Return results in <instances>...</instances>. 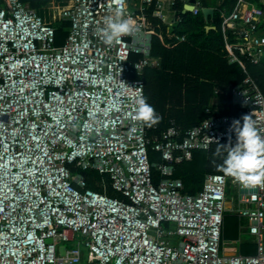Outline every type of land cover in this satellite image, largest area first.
<instances>
[{
    "label": "built area",
    "instance_id": "1",
    "mask_svg": "<svg viewBox=\"0 0 264 264\" xmlns=\"http://www.w3.org/2000/svg\"><path fill=\"white\" fill-rule=\"evenodd\" d=\"M263 1L235 0L220 13L229 58L245 72L232 88L237 112L183 134L167 128L150 146L160 155L154 184L147 126L131 114L135 98H145V69L158 65L149 18L171 30L182 21L177 0H63L59 19L69 24L59 46L51 22L20 0H0V264H264V186L253 192L207 174L189 195L173 177L194 152L232 137L233 122L246 115L264 136V95L241 58L264 57ZM202 8L195 0L191 14ZM108 18L130 19L139 31L107 46ZM78 169L107 175L122 197L90 189ZM233 195L254 254L222 251Z\"/></svg>",
    "mask_w": 264,
    "mask_h": 264
},
{
    "label": "trees",
    "instance_id": "2",
    "mask_svg": "<svg viewBox=\"0 0 264 264\" xmlns=\"http://www.w3.org/2000/svg\"><path fill=\"white\" fill-rule=\"evenodd\" d=\"M44 17L42 10L52 0H20ZM62 3L63 0H54ZM202 7L213 8L211 18H205L202 13L193 15L182 13L184 0H177L176 7L182 16V21L168 30L166 24L154 17L149 21L154 26L155 34L151 35L150 54L159 59L157 66L145 69L143 81L145 99L155 109L160 117L158 123L147 126L151 174L154 184L160 180L156 168L160 155L150 149L155 139L170 126L178 128L183 134L189 128L212 116L235 114L237 106L233 104L232 88L240 84L245 76L238 62L229 58L225 40L221 31L220 11H229L235 0H224L220 7L216 0H199ZM264 9V1L256 3ZM46 20V19H45ZM55 28V43L61 45L67 35L68 21L56 19L50 21ZM212 26L214 29H206ZM176 36H185V40L177 42ZM228 33V41H235L238 36L232 31ZM161 37V38H160ZM239 55L238 52H236ZM245 70L255 80L264 95V57L255 64L241 56ZM229 139L213 144L208 150L194 152L190 160L175 166L174 178L181 179L184 194L195 195L203 185L207 174H224L223 158L227 155L224 144ZM235 144V134L231 137ZM72 170H76L70 165ZM87 181V187L94 191L105 192L113 198H121L115 191L107 175H100L95 170H80ZM226 176V175H225ZM228 177V176H226ZM231 178V177H228ZM223 236L228 229V216L224 217Z\"/></svg>",
    "mask_w": 264,
    "mask_h": 264
},
{
    "label": "clouds",
    "instance_id": "3",
    "mask_svg": "<svg viewBox=\"0 0 264 264\" xmlns=\"http://www.w3.org/2000/svg\"><path fill=\"white\" fill-rule=\"evenodd\" d=\"M139 31L130 19L108 18L102 29L103 42L113 45L123 36H132ZM135 111L131 120L151 126L159 122L160 117L143 96L136 97ZM235 144H224L227 155L223 158L222 171L239 183L242 188L264 186V136H261L249 116L243 117V123L233 122Z\"/></svg>",
    "mask_w": 264,
    "mask_h": 264
},
{
    "label": "crops",
    "instance_id": "4",
    "mask_svg": "<svg viewBox=\"0 0 264 264\" xmlns=\"http://www.w3.org/2000/svg\"><path fill=\"white\" fill-rule=\"evenodd\" d=\"M184 1L188 2V0H184ZM223 1L224 0H216V6L220 7ZM222 10H225V9H222ZM213 14L208 17L211 18ZM158 64H159V59H158ZM238 206L239 205L235 199V195H233V197L231 196L228 198L227 203H226V210H227V216H228V229H227L226 235L223 236V233H222V237L224 240L222 244V251L225 254H237V253L254 254L256 251L255 242L252 236L248 234V226H247L246 220L240 219L237 213L235 212ZM223 230H224V226H223Z\"/></svg>",
    "mask_w": 264,
    "mask_h": 264
},
{
    "label": "rangeland",
    "instance_id": "5",
    "mask_svg": "<svg viewBox=\"0 0 264 264\" xmlns=\"http://www.w3.org/2000/svg\"><path fill=\"white\" fill-rule=\"evenodd\" d=\"M65 9V7H63V4L57 1L52 0L46 7H44V9L42 10V13L46 19V21H54L56 19L60 18V15L62 13V11ZM231 193L236 194V190H230ZM80 235H76V239H79ZM67 248L72 246L71 242H64L63 243ZM82 252L83 254H85V250L82 248Z\"/></svg>",
    "mask_w": 264,
    "mask_h": 264
},
{
    "label": "water",
    "instance_id": "6",
    "mask_svg": "<svg viewBox=\"0 0 264 264\" xmlns=\"http://www.w3.org/2000/svg\"><path fill=\"white\" fill-rule=\"evenodd\" d=\"M195 2V0H188V2L184 5V9H183V13L186 12H191L193 9V3ZM214 12L213 8H207V7H203L202 8V14L205 18H207L208 16L212 15ZM206 29H214V27L212 26H206ZM251 191H255L254 188H251ZM60 252L63 254L64 253V247L61 246L60 247Z\"/></svg>",
    "mask_w": 264,
    "mask_h": 264
},
{
    "label": "bare ground",
    "instance_id": "7",
    "mask_svg": "<svg viewBox=\"0 0 264 264\" xmlns=\"http://www.w3.org/2000/svg\"><path fill=\"white\" fill-rule=\"evenodd\" d=\"M66 6H67L66 8H69V7H71V2H70V1H69V2H67V3H66ZM231 189H232V184H231Z\"/></svg>",
    "mask_w": 264,
    "mask_h": 264
}]
</instances>
